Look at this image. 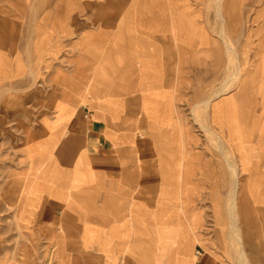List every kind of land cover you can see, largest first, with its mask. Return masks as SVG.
Returning <instances> with one entry per match:
<instances>
[{
	"label": "crops",
	"instance_id": "1",
	"mask_svg": "<svg viewBox=\"0 0 264 264\" xmlns=\"http://www.w3.org/2000/svg\"><path fill=\"white\" fill-rule=\"evenodd\" d=\"M58 1L72 3L62 11L71 19L62 49L70 52L72 101H57L55 114L42 119L43 134L29 135L34 161L20 203L17 188L6 191L24 241L40 248V261L29 264L46 263L47 244L64 242L63 227L77 248L63 251L60 264H240L222 196L237 184V194L243 187L264 210V0L237 48L240 75L233 71L235 85L225 91L222 44H213L200 5L206 0ZM193 50H214L196 98L188 89ZM75 83L91 85L76 94ZM191 98L199 113L193 129L183 117ZM48 136L59 139L47 175L32 152ZM206 195L209 202L192 205ZM240 209L237 202L242 231ZM245 252L246 264L264 263V250ZM11 258L19 264V253Z\"/></svg>",
	"mask_w": 264,
	"mask_h": 264
},
{
	"label": "rangeland",
	"instance_id": "2",
	"mask_svg": "<svg viewBox=\"0 0 264 264\" xmlns=\"http://www.w3.org/2000/svg\"><path fill=\"white\" fill-rule=\"evenodd\" d=\"M262 1L221 0L222 15L219 14L217 0H206L200 4L205 7L207 21L212 24L213 44L215 42L222 44L223 83L236 70L238 62L242 63L236 48L246 38L247 28L258 23L256 19H253V11L257 10ZM71 9V2L62 3L58 0H0V260L4 256L2 259L4 264L14 261L13 258L8 259V256H11L13 252L19 253L17 259L19 264H29L33 260L40 261L38 245L25 242L22 232L15 225L18 210L12 209L16 204L9 200L6 191L8 187L17 188L18 203H20L28 173L31 171L34 161L30 153L29 135L43 134L41 131L42 119L55 114L57 101H72V83L69 73L66 71L69 61L65 59V55L68 56L70 52L67 50L64 55L62 49L67 41L62 30L65 25H69L71 22L70 18L62 17L64 15L62 11L70 12ZM261 13L264 15V9L261 10ZM221 25L225 29V36L221 34ZM226 40L238 54L232 53ZM210 53L211 51L203 52V50H193L191 53V82L188 84V89L191 91L192 97H194L193 92H198L202 77L210 74V67L205 66L206 59L214 58V50ZM238 68L240 75L242 68L240 66ZM87 85L91 84L75 83L76 94L77 89L81 94ZM233 85L235 83L231 84L229 89ZM196 96L197 94L194 98ZM75 101L77 100L75 99ZM196 101L197 99L193 101L191 98V108L183 109V117L185 121L191 123L192 129L199 127L197 124L199 113L195 110ZM81 102L80 99L79 103ZM45 121L47 124H51V119L45 118ZM196 133H199L198 130ZM204 133L214 144V135L209 131ZM221 138L226 143L225 139ZM195 147L197 146H192L193 151H195ZM32 153L40 155V161L36 166L38 171H42L45 167L46 173L54 174L55 164L51 162L52 156H46L36 151ZM178 164L180 175L183 167L181 159ZM225 166L228 168L227 163L223 165L224 172L227 171ZM240 181L244 180L240 179ZM244 190L243 187H240L237 191V202L242 208L238 211L239 220L244 224L241 234L247 239V242L241 244L232 242L230 245L236 250L240 245H243L244 250L246 249L254 255L256 252L258 254L259 251L264 250L262 241L264 238V210L255 209L253 195ZM229 193L228 191L222 197L224 207L228 204L230 216V200H232L233 193H231L232 196ZM208 199L207 195L201 196V198L194 196L192 205L198 207L197 204L209 202ZM230 218L232 222V217L230 216ZM226 230L228 228L225 229V232ZM230 232H232V226ZM70 233L68 228L63 227L60 234L63 235L64 242L47 244L46 263L44 261L42 264H60L63 262V251L69 252L77 248L76 237ZM238 252L240 256V251L238 250ZM49 255L51 256L50 263H47ZM29 256H32L33 259H30ZM251 261L263 262L258 258Z\"/></svg>",
	"mask_w": 264,
	"mask_h": 264
},
{
	"label": "bare ground",
	"instance_id": "3",
	"mask_svg": "<svg viewBox=\"0 0 264 264\" xmlns=\"http://www.w3.org/2000/svg\"><path fill=\"white\" fill-rule=\"evenodd\" d=\"M218 1V5H217V7H218V11H219V14L220 15H222L221 14V12H222V10H221V0H217ZM222 18H223V16H222ZM221 34L223 35V36H225V29H224V27H222V25H221ZM225 39V38H224ZM225 42V41H224ZM226 42H227V44H228V46H229V48H230V50L232 51V53L235 55V54H237V52H236V50H237V48H236V50H234L233 49V47H231V45L229 44V41L228 40H226ZM226 42H225V44H226ZM235 46V45H234ZM237 59V58H236ZM238 65V64H237ZM237 68V67H236ZM239 69V68H238ZM238 69H236V70H238ZM240 70V69H239ZM238 70V71H239ZM236 72V71H235ZM233 76H234V74L232 75H229V78L226 80V83L222 86V91H225V90H227L229 87H230V85H231V82H232V80L234 79L233 78ZM221 91V92H222ZM214 135V134H213ZM48 140H46V142L44 143V144H40L38 147H36V148H34L33 149V151L35 152H37V153H42V154H45L46 156H52L53 155V146H54V144H56V142L58 141V139L59 138H57V137H55V136H53V137H51L50 138V136H48ZM217 140H218V142L220 143V145H221V148H222V151H223V153H224V155L225 156H227V158L229 157V158H231L230 156L232 155L231 154V152L228 150V148H227V145H226V143L220 138V137H217ZM233 156V155H232ZM226 158V159H227ZM228 158V160H230ZM234 158V157H233ZM58 159V158H57ZM237 163V162H236ZM236 163L235 162H233V159H232V162H230V166H231V168H232V170H233V172L236 174V171H237V165H236ZM43 168V167H42ZM39 169V168H38ZM237 185V184H236ZM236 185H235V188H234V190L232 191V193H233V196H232V200H230L231 201V208H230V211H231V213H230V216L232 217V232H230V233H233V235L236 237V239L239 241V243L241 244L242 243V234H241V228L238 226V224H237V214H236V211H235V209H236V204H237V193H236ZM32 186V185H31ZM238 250L240 251V264H246L247 263V259H246V252H245V250H244V248H243V245H240V247L238 248Z\"/></svg>",
	"mask_w": 264,
	"mask_h": 264
}]
</instances>
